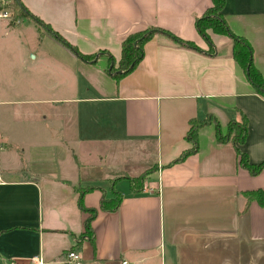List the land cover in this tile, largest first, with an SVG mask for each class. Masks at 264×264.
I'll use <instances>...</instances> for the list:
<instances>
[{
    "label": "crops",
    "instance_id": "1",
    "mask_svg": "<svg viewBox=\"0 0 264 264\" xmlns=\"http://www.w3.org/2000/svg\"><path fill=\"white\" fill-rule=\"evenodd\" d=\"M19 1L73 46L12 3V16L0 18V264H28L34 254L63 264L70 248L85 264H140L214 238L264 245V205L244 207L241 192L264 187V166L252 174L241 165L213 121L199 126L198 150L173 161L191 145L190 118L213 114L225 131L241 113L247 133L238 146L250 162L264 160V96L232 54L231 36L209 27V42L195 25L212 0ZM221 12L250 42L264 78V0H224ZM149 26L197 47L156 31L132 69L110 73L122 40ZM152 164L134 191L129 178ZM110 171L122 173L110 179ZM78 180L93 184L83 197L97 208L94 244L77 245L89 214ZM114 190L119 206L102 209L101 195Z\"/></svg>",
    "mask_w": 264,
    "mask_h": 264
},
{
    "label": "trees",
    "instance_id": "2",
    "mask_svg": "<svg viewBox=\"0 0 264 264\" xmlns=\"http://www.w3.org/2000/svg\"><path fill=\"white\" fill-rule=\"evenodd\" d=\"M13 5L14 11L17 10L18 14H29L33 16L40 24H43L47 27L57 38L69 46H73L69 44L66 39L57 31L49 28L42 20L37 18L36 16L32 15L26 8L20 3L19 0H11ZM224 4V0H212V4L207 8V10L200 16L195 18V25L202 34V36L210 42L208 29L211 27L214 31L219 33H227L233 39V47H232V54H234L237 61L240 65L247 72V76L252 85L258 90L260 94L264 96V78L259 69L253 64L252 60V47L250 42L242 36H238L235 34L227 24L225 17L222 14V7ZM156 31H165L167 32L175 41L186 43L190 46L197 47L196 44L193 43L191 40L183 39L181 36H177L171 31L167 30L166 28L156 27V26H149L145 29H140L137 31H133V33L128 34L122 40V50L117 65H112L109 69L110 73H113L114 76L119 77L120 75L124 74L125 72L129 71L134 67V65L142 58L143 55V46L146 40H148L151 35ZM77 51V50H76ZM78 52V51H77ZM80 53V52H79ZM81 54V53H80ZM83 58H87L81 54ZM239 119L231 118L228 121L227 129L222 131L220 127V123L213 114H207L203 117H192L189 120V127L186 130L185 137L191 145L186 149L182 150V152L173 159V161L182 160L191 152H196L198 150V137L199 132L198 128L202 124L207 122H214L215 124V132H216V139L220 143H228L231 142L233 146H235L236 152L238 153V162L241 165L246 166L252 174L258 173L264 166V160L260 161L259 163H253L248 160L247 153L242 151L239 143H242L245 136H246V129H247V117L244 114H240ZM152 167V168H151ZM145 169L137 176H132L129 178L131 182V187L134 191L138 192L143 188L144 178L146 175L154 169V166ZM91 187H85L83 189H79L78 194V204L82 210H86L89 214L86 216L84 220V228L85 230L82 231L77 237V245L81 244V241L84 238L89 239V241L94 244V228L91 226V222L95 215L97 214V208L95 207H87L84 204V197L83 194L87 190L92 189ZM114 195L112 197H106L104 194L101 195L100 199V207L104 210H113L116 209L122 199L120 192L114 190ZM244 196H246V202L244 207H246L250 201L255 200L259 205H264V187L255 188V189H245L241 191Z\"/></svg>",
    "mask_w": 264,
    "mask_h": 264
},
{
    "label": "rangeland",
    "instance_id": "3",
    "mask_svg": "<svg viewBox=\"0 0 264 264\" xmlns=\"http://www.w3.org/2000/svg\"><path fill=\"white\" fill-rule=\"evenodd\" d=\"M2 82L1 79L0 85ZM2 145L3 139L0 138V151L3 148ZM121 173L120 171H110V179L119 177ZM77 182L78 190L93 185L83 184L86 182H80V180ZM182 251L180 248L167 247L163 257L155 255L152 259L140 264H264V245L259 246L258 243L254 244L247 240L208 239L201 243L188 244L183 253ZM63 264L70 263L65 260Z\"/></svg>",
    "mask_w": 264,
    "mask_h": 264
},
{
    "label": "built area",
    "instance_id": "4",
    "mask_svg": "<svg viewBox=\"0 0 264 264\" xmlns=\"http://www.w3.org/2000/svg\"><path fill=\"white\" fill-rule=\"evenodd\" d=\"M12 16L11 0H0V18H10ZM64 259L70 264H80L82 262V255L79 250L70 248L64 254ZM28 264H44V260L40 255L34 254L29 258ZM127 262L124 259L122 263ZM6 264H17L16 261L11 260Z\"/></svg>",
    "mask_w": 264,
    "mask_h": 264
},
{
    "label": "water",
    "instance_id": "5",
    "mask_svg": "<svg viewBox=\"0 0 264 264\" xmlns=\"http://www.w3.org/2000/svg\"><path fill=\"white\" fill-rule=\"evenodd\" d=\"M112 64H113V61L111 62L110 66H112Z\"/></svg>",
    "mask_w": 264,
    "mask_h": 264
}]
</instances>
